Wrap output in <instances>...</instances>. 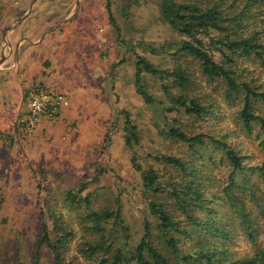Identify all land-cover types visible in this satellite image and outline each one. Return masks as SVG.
<instances>
[{
    "label": "rangeland",
    "instance_id": "rangeland-1",
    "mask_svg": "<svg viewBox=\"0 0 264 264\" xmlns=\"http://www.w3.org/2000/svg\"><path fill=\"white\" fill-rule=\"evenodd\" d=\"M108 1L118 31L109 21L107 0H57L64 5L52 9L58 12L53 16L57 17L59 25L53 22L45 26L47 40L53 44L49 49L51 52L56 49L58 60L51 79L57 78L60 82L63 93L58 94L67 105L59 108L54 117L47 113L41 115L31 128L26 124L28 94L23 123L26 134L31 135L33 141H22L16 148H8L4 140L0 142V264H36V257L40 264H54L53 253L41 242L44 224L49 231L53 229V221L48 217L52 212L62 217L73 233L64 253L65 264H98L99 260L87 259L79 252L80 237L98 239L86 229L87 223L81 218L84 203L72 204L65 200L68 192H76L83 186L86 189L80 196L84 198L90 194V207L119 208L127 230L123 232L112 222L104 226L105 240L112 245L111 249L123 243L126 251L136 247L143 236L145 220L151 223V231L156 234V220L149 214L151 200L143 193L141 173L132 165L133 156L143 171L153 169L160 182L176 176L177 172L154 158L181 159L189 166L187 175L195 169L199 174L197 179L209 187V197L213 194L221 197L231 172L226 163L221 162L223 154L205 140L204 148H196L202 156L198 157L189 145L165 136V130L171 127L191 136L203 134L224 138L245 154L247 173L236 172L233 178L237 185L254 192L253 195L239 191L253 239L234 209L221 198L213 201L208 210L194 209L192 214L202 223L208 220L209 224L221 227L222 232L216 235L204 228L205 224L199 225L196 231H191L190 237H180L184 248L191 249L208 238L209 242L224 246L230 253L229 258L234 260L249 258L258 250H264V181L252 171L264 161V152L256 138L255 125L248 132L236 117L241 94L239 101H228L213 84L195 78L199 83L197 91L209 96L216 108L212 115L193 123L182 111L167 112L173 107L164 92L170 81L143 72V89L155 101L153 105L146 104L135 85L138 58L159 70L171 72L185 66L174 54L181 43L189 39L165 21L162 0ZM258 8L262 13L249 19V31L257 26L264 30V3ZM261 38L264 40V35ZM213 55L217 60L218 54L213 52ZM256 64L248 60L243 62L244 66L255 70L258 84L264 90V69L257 64L258 69ZM169 91L173 96L179 92L174 88ZM260 104L255 102L254 111L264 114V105ZM126 114L135 127L137 140L129 146L125 142ZM2 125L0 122V131L6 129L1 128ZM51 241H54L53 236Z\"/></svg>",
    "mask_w": 264,
    "mask_h": 264
},
{
    "label": "trees",
    "instance_id": "trees-1",
    "mask_svg": "<svg viewBox=\"0 0 264 264\" xmlns=\"http://www.w3.org/2000/svg\"><path fill=\"white\" fill-rule=\"evenodd\" d=\"M264 0H162V14L165 21L172 29L189 40L182 42L174 57L185 62V66L174 69L171 72L159 70L143 58H138L135 66V85L137 93L146 104L153 105L154 99L149 96L141 84V74L159 76L162 80L170 81L164 92L173 107L167 112L182 111L195 123L202 120L215 111L214 102L207 95L203 96L197 91L199 83L195 78L200 77L206 84H213L221 92L223 98L228 101H239L241 104L236 117L244 130L251 132L253 124L257 128L256 138L264 152V114L254 111L255 102L264 105V90L258 84L254 69L244 66V60L255 62L264 69V30L258 26L254 30L247 29V22L257 14L262 13L259 5ZM253 9V12L251 10ZM106 11L114 29V18L107 0ZM253 13V14H252ZM256 13V14H254ZM215 33V35L212 34ZM204 39H207L206 43ZM206 44V45H205ZM218 54V59L214 58ZM256 64V65H257ZM255 65V66H256ZM258 69V65L256 66ZM177 89L178 95L173 96L170 89ZM259 111V110H257ZM125 121V142L129 146L132 141L137 142L134 134L135 127L130 124L128 115ZM165 136L173 140L189 145L195 155L202 157L199 149L206 146L208 140L223 154L221 162L231 169L229 184L223 188L222 196L217 198L214 194L209 197V187L204 181L197 179L198 173L194 169L187 175L189 166L181 159L167 156H156L155 161L174 168L176 176H169L164 182L157 180V173L153 169L143 171L132 158V165L141 173L143 193L149 201V214L156 220L155 231H151V223L147 220L143 225V236L136 247L130 251L125 250V243L121 247L112 248L105 240V225L112 222L120 226L123 232L127 230L120 215L119 208L109 210L90 207V194L82 198L81 191L68 192L66 201L72 204L84 203L82 220L87 223L86 229L96 235L98 239L87 237L79 238V252L85 258H95L98 264H264V250H258L252 257L243 259H231L230 253L224 246L209 242L208 238L200 244L185 249L180 238L190 237L195 227L204 225V228L214 231L216 235L222 232V228L215 224L203 223L192 214L197 210H208L213 201L221 198L234 209L236 217L244 223L250 231V222L244 210V201L239 197V191L253 193V189L239 186L233 178L234 173L246 174L248 170V157L235 147L224 141V138L216 139L210 135H193L181 131L177 127L167 128ZM256 172L264 181V161L256 166ZM188 177V179L184 178ZM194 177V180L192 179ZM252 195V196H253ZM214 213V211H212ZM49 217L52 222V230L43 226L42 243H46L54 256V264H65L64 253L68 242L72 239V231L65 225L62 217H57L55 212ZM89 224V225H88ZM208 231H206L207 233ZM51 236L54 241H51ZM157 243H156V242ZM36 264H40L36 257Z\"/></svg>",
    "mask_w": 264,
    "mask_h": 264
},
{
    "label": "crops",
    "instance_id": "crops-1",
    "mask_svg": "<svg viewBox=\"0 0 264 264\" xmlns=\"http://www.w3.org/2000/svg\"><path fill=\"white\" fill-rule=\"evenodd\" d=\"M56 1L0 0V122L1 128H6L0 131V142L4 140L8 148L33 141L23 123L29 92L45 89L63 93L57 78L51 79L58 60L56 49H49L53 44L45 32V26L57 24L53 14L58 12L52 9L64 6Z\"/></svg>",
    "mask_w": 264,
    "mask_h": 264
},
{
    "label": "built area",
    "instance_id": "built-area-1",
    "mask_svg": "<svg viewBox=\"0 0 264 264\" xmlns=\"http://www.w3.org/2000/svg\"><path fill=\"white\" fill-rule=\"evenodd\" d=\"M66 105L67 101L58 93L33 90L28 96L26 124L33 128L41 115L47 113L49 116L54 117L57 110Z\"/></svg>",
    "mask_w": 264,
    "mask_h": 264
}]
</instances>
